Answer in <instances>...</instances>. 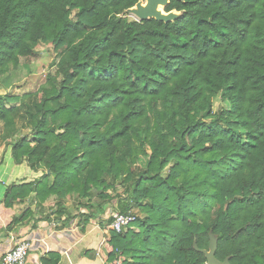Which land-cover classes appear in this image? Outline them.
I'll return each mask as SVG.
<instances>
[{
  "label": "trees",
  "instance_id": "trees-1",
  "mask_svg": "<svg viewBox=\"0 0 264 264\" xmlns=\"http://www.w3.org/2000/svg\"><path fill=\"white\" fill-rule=\"evenodd\" d=\"M139 1L0 0V76L56 53L31 133L9 105L29 96L0 94L6 149L43 173L3 203L34 195L62 218L71 199L88 221L124 186L117 207L142 217L122 233L109 218L105 264H207L211 235L220 262L264 264V0H171L169 23L131 19Z\"/></svg>",
  "mask_w": 264,
  "mask_h": 264
},
{
  "label": "crops",
  "instance_id": "crops-1",
  "mask_svg": "<svg viewBox=\"0 0 264 264\" xmlns=\"http://www.w3.org/2000/svg\"><path fill=\"white\" fill-rule=\"evenodd\" d=\"M3 156V157H2ZM0 184L9 187L12 184L32 182L42 176V171L35 173L26 164L15 165L11 147H0ZM5 189V188H4ZM0 187V259L16 241L28 239L32 248L28 264H49L58 256V264H105L102 257L104 244L109 237L107 225L101 221V215L86 220L81 213L87 210L75 200L68 199L65 207L69 216L57 217V207L53 200L38 207L34 195L26 201L6 207L3 203L6 190ZM3 198V199H2ZM30 209L31 215L17 223ZM77 209V210H76Z\"/></svg>",
  "mask_w": 264,
  "mask_h": 264
},
{
  "label": "rangeland",
  "instance_id": "rangeland-1",
  "mask_svg": "<svg viewBox=\"0 0 264 264\" xmlns=\"http://www.w3.org/2000/svg\"><path fill=\"white\" fill-rule=\"evenodd\" d=\"M142 1L145 2V0ZM179 15H181V13L177 12V16ZM128 16L131 19H134L129 14ZM37 52L39 54L37 60H34L29 64L22 63L17 69H12L6 75L0 76L1 95L7 94L9 96L20 98H24L25 95L29 96L26 99H22L21 101L9 104L10 106H15L16 108L15 121L17 124V131L14 133L15 137H23L31 133L32 128L29 112L34 111V106L38 100L37 94L39 89L46 84L48 75L55 71V69L52 67V63L56 58V53L54 51L53 46L40 45L37 47ZM227 108H229L228 103L223 100L221 96H218L214 101V114H218L220 110ZM3 132L4 125L0 122V147H5L6 145V142L2 139ZM2 157H0V159H2ZM168 172L169 171L166 170L165 175H167ZM0 187L3 189L5 188L4 190H7L6 187L3 186V184H0ZM108 194L111 197H114V202L113 204H107L104 207V209L106 208L107 210L105 214H100L101 221L105 222L106 224L108 223L109 218H111L113 214L121 213V210H119V208L117 207V203L120 200H129L127 197L128 193L125 192L124 186H118L116 190L111 189ZM76 202L78 203V206L81 207V204H79L80 202ZM95 202L103 201L95 199ZM130 213L135 214L137 218L142 217V214L138 208L131 210ZM135 231L137 232L138 229L135 228Z\"/></svg>",
  "mask_w": 264,
  "mask_h": 264
},
{
  "label": "water",
  "instance_id": "water-1",
  "mask_svg": "<svg viewBox=\"0 0 264 264\" xmlns=\"http://www.w3.org/2000/svg\"><path fill=\"white\" fill-rule=\"evenodd\" d=\"M170 2L171 0H145V2L140 0L134 8L127 11V14L133 17L136 21L155 19L157 21L165 23L174 22L181 15L177 16L176 11H172L169 13L165 11V8L170 4ZM196 249L198 251H201L205 255L208 261L207 264H229V260L220 262L217 259L216 253L218 250V242L213 235H211L208 250H199L197 246Z\"/></svg>",
  "mask_w": 264,
  "mask_h": 264
},
{
  "label": "built area",
  "instance_id": "built-area-1",
  "mask_svg": "<svg viewBox=\"0 0 264 264\" xmlns=\"http://www.w3.org/2000/svg\"><path fill=\"white\" fill-rule=\"evenodd\" d=\"M112 218L111 226L117 233L127 231L137 221V217L133 213H116L112 215ZM31 248L32 242L28 239L16 241L13 247L0 259V264H28Z\"/></svg>",
  "mask_w": 264,
  "mask_h": 264
}]
</instances>
